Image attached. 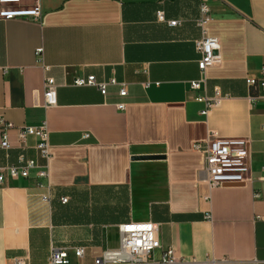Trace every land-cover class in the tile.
Returning <instances> with one entry per match:
<instances>
[{"label": "crops", "instance_id": "1", "mask_svg": "<svg viewBox=\"0 0 264 264\" xmlns=\"http://www.w3.org/2000/svg\"><path fill=\"white\" fill-rule=\"evenodd\" d=\"M40 2L39 21L0 18V118L45 121L52 155L47 178L33 172L0 185V264H45L53 247L71 264L73 248L84 247L90 262L117 247L120 224L143 221L158 225L157 260L172 247L177 264H264V182L255 179L264 166V99H252L246 84L263 61L264 0L208 1L205 34L218 39L219 61L198 90L189 81L199 75V0ZM87 75L125 82L127 94L72 84ZM45 76L56 84L51 107ZM216 91L200 115L196 98ZM208 133L247 140L254 180L209 188L204 156L192 148ZM10 138L3 164L21 150ZM36 142L29 137L24 152L42 163Z\"/></svg>", "mask_w": 264, "mask_h": 264}, {"label": "built area", "instance_id": "2", "mask_svg": "<svg viewBox=\"0 0 264 264\" xmlns=\"http://www.w3.org/2000/svg\"><path fill=\"white\" fill-rule=\"evenodd\" d=\"M41 0H0V18L15 19L24 18L30 21H39L41 11ZM209 0H199V15L196 25L202 32L200 39L195 41V49L199 55L197 60L198 78L189 81L190 90H198L206 80V71L209 67L219 61L220 45L218 39L205 34V25L210 19L208 7ZM158 19H163V12L156 13ZM168 24L174 26L177 20H170ZM36 57L42 56V48L35 50ZM75 86H93L104 96L109 86H117L118 94H127V84L118 82L114 77L105 81H98L93 75L77 76L73 79ZM246 84L253 89L255 94L252 99H264V54L263 61L257 77H249ZM218 91L214 97H197L198 101L204 102V107L199 114L206 116L211 105L217 100ZM56 104V84L52 77L45 76L43 83V105L51 107ZM117 108L122 110L124 104H118ZM10 132L16 136V144L21 148L16 160L12 163L3 164L0 158V185L7 178H29L34 175L39 178L48 177V165L51 159L50 145L48 142V128L45 121L39 125L15 126L5 119L0 118V150L8 154L13 148ZM88 134H84L87 137ZM29 137L36 139L35 150L42 163L37 158L27 157L24 149ZM247 140L239 137H217L208 133L202 142L192 145L194 151L201 152L204 156V171L207 174L206 182L210 189L225 186L244 185L251 182ZM264 182V166L262 174L255 178ZM43 199H48L44 195ZM66 197L61 198L65 203ZM210 218V215H207ZM119 240L117 247L104 250L100 256L93 258L90 262L84 261L85 248L75 247L73 253L76 257L74 264H177L179 260L174 255L172 247L163 250L160 259H155L153 253L160 248L159 228L152 221L128 222L118 226ZM10 264H23L21 257H14ZM45 264H71L65 249L53 247L46 259Z\"/></svg>", "mask_w": 264, "mask_h": 264}]
</instances>
